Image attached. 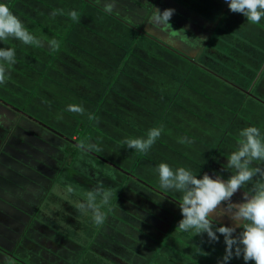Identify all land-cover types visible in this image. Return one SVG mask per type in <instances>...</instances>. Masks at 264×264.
I'll return each instance as SVG.
<instances>
[{
  "label": "crops",
  "instance_id": "crops-1",
  "mask_svg": "<svg viewBox=\"0 0 264 264\" xmlns=\"http://www.w3.org/2000/svg\"><path fill=\"white\" fill-rule=\"evenodd\" d=\"M50 1L0 0V3H6L13 14L21 19L28 31L43 42L42 48H40L43 50L44 46H49V37L47 36L52 35L44 31L36 32L35 29L42 26L45 27L44 24H48L49 18L54 16L52 15L54 11L50 9ZM92 1L95 2V5L90 4L89 9L98 14L87 17L77 12V19L75 20L67 18L65 14H59L56 21L50 18V24L55 25L60 20V27H68L73 39L69 44H66L68 46L66 50L73 49L74 52L76 51L80 55L78 57L73 54L75 59L78 60L81 56L104 55L107 59L114 61V64L117 63L114 59H118L121 60L124 66H129L126 71L119 75L115 73V76L110 75L109 77H89V81L94 84L79 79L78 81H83L87 85L90 95H94L96 101L92 100L91 103L82 101L83 104L80 102L74 103L83 106L85 109L84 117H79L78 119H82L86 124L90 125V129H95L100 134H103L105 139H110L111 143L115 141V143L119 144L117 148H119L118 152L123 155L122 160L117 158V154H103L107 159L113 161L111 163L115 162L129 172L125 177L117 167H114L120 173V179H118L120 185H118L117 190L122 188L121 184L123 182L121 181H123V178H131L138 183L139 191H145L146 193V190L153 191L151 189H158L157 191L161 192L159 182L154 181V175H158L155 169L162 162L167 163L173 170L179 167L189 169L197 177L202 176L207 167L211 169V172L207 174L212 178H216L219 175L221 178L227 179L231 174H234V169L227 167V160L236 149L229 151L227 146L230 145L229 141H238L240 139L235 136V132L239 134L242 130V125H239L242 117L240 116L239 120L236 121L238 118L237 112L233 109L237 95H234L233 92L230 96L224 97L225 83L227 82L223 80L226 79L223 76L230 75V73L221 76L216 71L222 79L221 77L213 76V70L207 67V62L213 61L212 63H214L215 61L211 57L212 54L217 56L219 54L224 55L221 60H227L232 57L231 53L228 52L232 45L229 46V42L225 39L226 32L222 31L224 29L222 27L223 24L226 22L229 24L228 16L226 15L230 10L225 0ZM97 3L102 11L95 9ZM107 3H114L111 13L105 10ZM169 8L175 9L174 15L170 20L171 26L163 27V31L151 28L150 25L153 21L155 10L159 9L162 12ZM233 14L235 13L232 12ZM241 19L242 17L239 13H237L235 18H230V20L235 21L239 25L242 24ZM39 20H42V22ZM84 24L89 25V27L87 28ZM69 26L72 30H70ZM43 27L42 29H44ZM243 27H246L252 36L256 37L259 33L257 26L250 22L244 23ZM142 28L155 30V33L163 35L169 44L178 50L170 48L158 40L157 44L156 41L142 33ZM97 30L99 33H95ZM127 31H129V34ZM96 34L98 38H96ZM244 35L247 37L249 34L246 32ZM126 36L130 42L124 40ZM119 38H122V40H119ZM50 39L53 40V38ZM242 39L246 40L242 36L241 39L239 37L234 38L235 45H233V48L235 49L236 47L237 51H239L237 44ZM87 42L91 44L90 50H85L82 47ZM145 42L153 44L145 45ZM113 43L117 44L115 48L112 47ZM25 46L21 41L14 38L0 41V48H12L16 54L14 64H5L6 77H20L19 75L23 73V67H26V71L28 70L31 74L40 71L42 65L32 61L34 59L31 57H25ZM152 46L158 47L155 49ZM131 47L134 48V53L132 54L129 52ZM147 48H149V53L145 54ZM244 57L249 58L250 56L243 52ZM144 58H151L156 66L165 69L156 77H167L171 92L165 86L154 88L152 82L143 86L140 79L138 85H134V89L129 90V79L132 84L137 77H147L146 73L152 68L148 64L141 65L138 60ZM132 59H134L133 62H131ZM202 59H205L206 63H201ZM262 60H264V57H262ZM86 62L83 61L89 69L93 67V73L97 74L96 65L98 62L93 59L90 62L86 60ZM35 64L40 69H35ZM261 65L264 66V63H261ZM19 66H22L20 70ZM198 75L203 77H195ZM85 76L88 77L87 73ZM180 77H186V80L183 81L181 79L179 81ZM227 78L229 82L233 83H229L233 88L235 87L234 83H238L239 88L235 89L248 96L246 101L258 102V97L261 99L262 95L258 94L262 91V86L257 82L259 77L256 78V82L253 80L254 78L251 79V81L253 80L251 86L240 84L239 81L235 82L230 77ZM263 79V77L260 78V80ZM111 81L115 82L112 84ZM158 83L162 85L164 80L160 79ZM127 90H129L128 94H125ZM146 91L149 92V95H147ZM57 92L59 96L60 91L57 90ZM197 92L201 93L202 96H195L194 94ZM246 92H250L256 97ZM179 94H182L180 101H178ZM126 95L130 96V98ZM218 97L220 101L217 100ZM124 100L127 101L124 102ZM262 100L264 99L262 98ZM223 101L234 103L225 105ZM47 106L50 107L48 104ZM226 116L239 127L238 130H236L235 126L233 131L228 130L229 125L226 123ZM231 116L235 118L231 120ZM56 117L59 118L60 116L56 115ZM209 117L214 122H211ZM29 119L28 112L24 108L15 110L12 106L4 104L0 100V238L3 240L0 246L13 255V257L6 258L8 263L12 260L16 264L85 263L87 258L91 256V252H87L88 248H85V251L83 250V247H81L83 243H79L78 247L71 251H66L63 247L70 240H78L76 234L74 236H66L64 229L62 230L63 225L67 221H71V225H76L74 219L69 220L67 218L69 210H74L69 209L71 205L67 206L65 201L62 198L58 199V197H56L58 201L56 200L55 204L52 205L55 210H51L49 206L54 201L48 199V197L50 194L59 192L57 188L60 182L61 188H64L63 183L66 184L65 179H68L66 175L67 168H72L79 172L76 169L77 166L82 167L83 164H88L91 169L89 172L96 174L94 168L97 165L95 163L94 167V163L91 160L82 159L81 153H76V151L69 149L68 145L69 143L72 144L71 142L63 138H61V141L59 137L53 135L44 137L41 129L31 122L32 119ZM224 121L226 125L222 124ZM153 122H155L154 128H162L163 131L151 148L146 153H139L135 149L128 148L125 140L127 138H146ZM56 123L60 124V126L57 125L63 130L71 126V121L69 120L67 125H64L61 121ZM46 124L49 123L46 122ZM80 125L83 126V124ZM80 125L79 128L82 131L83 127ZM57 130L59 129L57 128ZM107 132L112 136L108 135ZM77 133L69 132V135H62L90 148L100 146L97 141L90 142L94 138L98 140L99 136H86V130L80 134ZM81 134L82 136H80ZM182 138L187 142L182 143ZM74 145L80 147L79 145ZM105 149L107 151V148ZM70 158H73L74 164L67 166V163L71 161L69 160ZM136 170L138 179H143L147 186L138 182L139 180H135L134 177L136 175H134V172ZM248 186H250V183ZM86 187L90 191L97 188L91 181L90 185ZM108 190L110 189L108 188ZM241 190L236 193L237 196L234 194L235 197H232V202L242 201L246 191L243 188ZM111 191L113 192V190ZM165 191L168 195L179 196L178 192ZM247 193L251 195V190H248ZM58 195H62V192H59ZM63 198L68 197L64 196ZM169 199L171 200V198ZM169 206L177 212H175L177 214L176 220H168V227L164 229L163 234L156 230V226V234L151 236L152 239L146 238L149 243L150 241L154 243L164 241L165 244L162 249L161 245L159 250L149 246H139L140 252L137 251V248L133 250L128 247L127 249V244H125L126 237L123 235L124 231L121 230L117 245L121 250V256H119H123L124 259L120 263V257H114L111 263L150 264L149 254L151 252H165V250L171 252L169 250L171 246L176 248L178 245L189 246L186 238L190 235L196 241L201 239L202 244L206 246H209V243L213 246L214 252H208L213 256L210 258V264H217L225 254L224 238L219 244L218 242H210L208 238L203 239L202 235L195 234L194 230L181 231L177 227L178 222L182 219L180 209H177V204L172 203V200ZM67 208L68 210H66ZM54 214L56 216L59 215L62 222L59 230L55 229L54 221H51V217ZM144 215L149 218L147 214ZM217 218L234 226L228 216ZM124 226L119 225L122 229H124ZM213 227L215 228L216 226L213 225ZM205 235L207 236V234ZM133 241L136 242L134 239ZM96 244L98 242L93 245L94 248L98 246ZM124 249L127 250L129 255H122ZM206 251L205 254H208ZM159 256L161 257L162 255L159 254ZM173 257L176 260H173ZM165 258L172 264L178 263V255L176 254L167 253ZM13 261L12 264H14ZM228 264H245V262L242 257L237 258L234 256ZM248 264H253V262H248Z\"/></svg>",
  "mask_w": 264,
  "mask_h": 264
},
{
  "label": "rangeland",
  "instance_id": "rangeland-1",
  "mask_svg": "<svg viewBox=\"0 0 264 264\" xmlns=\"http://www.w3.org/2000/svg\"><path fill=\"white\" fill-rule=\"evenodd\" d=\"M98 3L96 4V7L95 6L94 7L96 10L100 11L101 8L98 5ZM90 4L95 5V2H93L92 0H88V1L87 0H81V1L80 0H51L50 9L54 11L52 15L53 14L55 15L50 18H53V21H56L59 14H65L67 18L72 19V17L69 15L71 11H75L76 13L79 12L81 15H86L87 17H89V15L98 14L97 12H94L93 10L89 9ZM236 15L237 13L232 15L231 11L228 12L226 16H228L229 24L226 22L222 26L224 28L222 31L226 32L225 39L227 40V42H229V46L232 45L230 49L228 50V52L231 53L232 57L227 60H221L224 58V55L219 54V56H217V55L212 54L211 57L214 58L215 61L214 63H212L213 61L207 62L208 64L207 67L213 70L212 71L214 72L213 76L215 77H221L223 74L230 73V75L223 76L226 79H223L222 77L221 78L225 82L228 83V84L225 83L226 88L224 91L225 93L224 97L230 96V94L233 92H234V95L236 94L238 97V98L237 97L235 98L234 102L236 101V103L233 106V109H235L237 112L238 118L236 119V121L239 120V117L241 116L242 120L239 121V125H242L241 129H244V127H249L250 125L257 127L260 130L262 137H264V100H262V98L264 99V82H262L264 81V79L260 80L261 77L264 78V70H263L264 66L261 65V63H264V60H262V57H264V18L261 19L259 24H255L259 32L258 35L255 37L251 35L250 31L246 29V27H243L244 23L248 21L246 17H244L242 14H240L242 17L241 25L235 23V21L230 20V18L232 17L235 18ZM50 18L48 20V24H44L45 27L42 26L44 29H42V27L36 28L35 31L36 32L44 31L48 34H51L52 36H47L49 37L48 40L51 41L50 38H53L56 40L58 39L57 46L55 47V49H52L46 45L43 47L44 49L41 50L40 49L42 48L41 46L37 47L35 45H26L24 47L25 49L24 52L26 53L25 57H31L32 59H34L32 61H36L39 65H42V67H40L41 68L40 69L38 68V65L35 64L36 65L35 69L38 68L40 69V71L34 74H31L30 72H28V70L26 71V67H23V73L19 75L20 77H6L5 83L3 85H0V100L4 104H8L9 106H12L15 110H21V108H24L28 112V116L30 118L29 120L32 119L31 122H33L34 125H36L37 127L41 129V133H43L44 137H51L50 135H53V136L59 137L60 139L63 138L55 134L53 130L65 136L66 134L69 135V132H72V133L78 132L77 134H80L81 132L85 130H86V133H85L86 136H94V137L99 136L98 140L94 138L90 140V142L97 141L99 142L101 147L94 146L95 145L94 144L93 145L94 147L90 148L89 146H85L82 144L80 145L77 142L76 143L80 147H76L75 145L73 146V143L72 144L69 143L68 145L69 149L76 151V153L77 152L81 153L82 159L84 158L85 160H91L94 163V167L96 163V165L98 166L94 168V172L96 174H94L93 172L92 173L89 172V170L91 169L88 164L87 165L83 164L82 167L77 166L76 169L79 172H76L72 168H67L66 175L68 176V179H65L66 184L63 183L64 188H61V182H60V185H58V188H57V191L62 192V195H58L59 194L58 192L56 194H50V196L48 197V199H52L54 201L49 206L51 207V210H55V208L52 207V205L55 204L57 200L56 197H58V199L62 198L67 204V206L71 205L69 209H75L74 215L70 214L72 211L69 210L67 218L69 220L74 219L76 225H71V221H67L65 222L66 224L63 225L62 230L64 229V232H65L64 234L66 236H74L76 234L78 240L77 241L70 240L69 242H67L66 246L63 245V247L65 248L66 251H71L77 248L78 247L77 245H79V243H83L82 246L80 245L81 247H83V250L85 251V248H88L87 252L90 251L91 256L95 258H92L91 256H89L87 258V261L81 264H112L111 261L114 257L117 258L121 256V250L119 249V246L117 244L119 243L118 242L119 233L124 231L123 235L126 237L125 244H127L133 250L137 248V251L140 252L141 249L140 248L138 249V247L139 246L145 247L146 245L156 250L157 249L159 250L160 249L159 246L161 245L162 246L161 249H162L165 244L164 241H162L161 243H157V242L154 243L150 241L149 243L147 239L151 238V236L156 234L155 232L156 230L160 232V234H162V231L159 228L155 230L154 227L158 226V227H162L163 229H165L166 227H168L169 223L157 222L155 224L151 223V226H154V227H150L149 224L144 226L145 224L142 220L136 219L133 216L128 215L126 213V209L130 207H135L136 209H139L137 211L136 209L134 210L132 208L134 212H136L140 217H142L144 220L147 221L146 217L143 214H148L151 217H154L153 214L155 215L154 212L157 211L158 209L151 211L152 209L150 208V206L151 204H155V205L157 204L156 206L160 205V207H164L160 211V213H163L162 216L165 220H170V219L176 220L177 212L171 206L168 207L171 200L169 198H166V196L170 197L173 195L170 194L169 196L167 192L165 191V189H163L161 186H160L161 192L160 191L154 192V191L146 190L147 192L145 193V191H139L140 188L138 187V183L136 181H133L131 178H127V179L123 178V181H121L123 182V184H121L122 188L117 190L118 185H120L118 182V179H120L119 178L120 173L114 167H117V166L120 167L121 165L117 163H112V165L114 166L113 167L111 165L106 164V161L103 158H105L106 160H109V159H107L103 154L105 155L106 153L110 155L117 154V158L122 160L123 155L120 152H118L119 148H117L119 144L115 143V141L111 143L110 139L108 138L105 139V136L103 134H100L95 129H90L91 128L90 125L86 124L82 119H78L79 117H84V114L80 115L78 113L68 111V105L74 104L75 102L82 103V101H84V102L91 103L92 100L96 101V97L94 95H92L93 97L90 95V92L87 89V85H85L83 81L88 82L90 80L89 77H109L110 75L115 76V73L119 75L123 73L124 71H126L129 66L128 67L124 66L121 60H118V59H114L117 62L116 64H114V61L112 62L111 60L107 59L106 56L104 55L103 56L91 55V56H85V57L81 56V58H79L78 60L75 59L73 54H76L78 57H80V55L77 54L76 51L74 52L73 49L69 51L66 50V48H68L66 44H69L70 41H72L73 39L69 32L68 27H64V26L60 27V23H59L60 20L55 25L50 24ZM39 21L42 22V20H39ZM84 25H86L87 28L89 27V25L87 24H84ZM70 30H72L71 27H70ZM141 31L145 36L156 41L158 44L157 39H155L154 37L146 33L143 28L141 29ZM127 32L129 34V31ZM246 32L247 34H249L247 37H245L244 35L246 34ZM95 33H99L98 30ZM229 35H230V38H229ZM241 36L242 38H245L246 40L242 39L241 42L237 44L239 48L238 49L239 51H237L236 47L235 49L233 48V45H235L234 38L239 37L241 39ZM96 38H98L97 34H96ZM119 40H122V38H119ZM124 40H127L128 42H130V40L127 39V36ZM215 41H216V38H215ZM148 44H153V43L145 42V45H148ZM115 46H117V44L113 43L112 47L115 48ZM256 46H262V47H256ZM82 47L85 50H90L91 44L90 42L89 44L87 42V44L82 45ZM152 47L156 49L158 46H152ZM249 47H252V48L249 49ZM146 50L147 52L145 54L149 53V48H147ZM133 51H134V48L131 47V50L129 52L132 54L134 53ZM243 52H246L250 56L249 57L250 59L245 58V57L243 58ZM91 59L96 60L98 62V64L96 65L97 74L93 73V67L89 69V67L83 63V61L86 62V60L90 62ZM133 61L134 59L131 60V62ZM138 61L141 63V65L148 64L152 68L149 70L148 73L144 71V73L147 74V75L145 74L147 77H137V79L134 80L132 84L128 77L129 79L128 87L130 91L134 89V85H138V82L140 79L143 86H146V84H149L150 82H152L154 84V88H160L161 86H165V88L168 89L169 92H171L170 87L168 86L167 77H156L161 72H163L165 69H162L156 66V64H154L151 58H148V59L144 58ZM201 63H206L205 59H202ZM19 67H20L19 68L20 70L22 66H19ZM194 68L197 69L196 67ZM216 71H218L221 76L218 75ZM86 73L88 77L85 76ZM195 77H203V76L198 75ZM227 77H230L235 82L239 81L240 84H243V85L245 84L247 86H251L253 80H255L256 82L257 81L256 78L259 77L257 82H259L260 86H262V91L259 92L258 94L262 95L261 99L258 97V102L257 101L250 102V100L246 101V98H248V96H246L244 93L243 94L240 93L239 92L240 90L238 91L235 89V88L237 89L239 88L238 83H234L235 87L233 88L231 85H229V83L231 84L233 83L229 82L227 80L228 79ZM79 79H82L83 81H78ZM160 79L164 80V83L162 85L158 83ZM181 79L185 81L186 77H180L179 81H181ZM251 79L253 80L251 81ZM114 82L115 81H111L112 84ZM57 90L60 91L59 96H58ZM129 90H127L125 94H128L127 92ZM146 93L147 95H149L148 91H146ZM246 93L251 94V96L256 97V95H253L250 92H246ZM194 95L202 96V94L199 92H197ZM126 96L130 98V96L128 95ZM181 97H182V94H179L178 101L181 100ZM220 97H223V96H220ZM217 100L220 101V98L218 97ZM126 101L127 100H124V102ZM234 102L227 103V101H225L224 104L232 105V103ZM47 104L50 107H48ZM56 115H59L60 117L57 118ZM225 118H227L226 123L229 125L228 130L233 131L235 127H236V130H238L239 127H237V125L234 122L230 121V119L227 116ZM234 118H235L234 116H231V120H233ZM68 120L71 121V126L70 127L68 126L69 127L68 129L64 128L65 130L58 127V125L60 126V124L56 123L57 121H61L64 123V125L65 124L67 125ZM242 121H243V124H242ZM46 122L49 124H46ZM211 122H214V120L211 119ZM80 124H83V126H81ZM222 124H225V121ZM79 125L83 127L82 131L79 128ZM154 127H155V122L151 124V129ZM57 128L60 131L57 130ZM107 134L110 135V133L108 132ZM80 136H82V134ZM229 136H232V135H229ZM235 136L239 137V134L235 132ZM238 141H235V140L229 141L230 145L227 146V149L229 151L236 149ZM105 148H107V151H105L106 150ZM98 156L103 157L102 158L103 160L98 158ZM69 160L71 161L67 163V166L74 164L73 158H70ZM252 166L253 167H257V166L264 167V162L254 161ZM208 172L209 173L211 172V169L209 167L206 168L205 173H208ZM134 175L138 176L137 170L136 172H134ZM140 176H141V173H140ZM136 179L137 177H135V180ZM256 179H258V177ZM67 180L70 182H68ZM90 181L91 183H93L94 186L103 187L105 190H108V188L110 190H113L112 192L113 194L109 201V204L105 207H102L101 211L103 215H105L107 211L106 209H110L111 208L110 206L112 204V208L116 210L115 212H117L118 216L111 217L108 225H105V222H103L102 224H99L100 229H99V225L93 222L92 213L90 211L81 210L79 208L80 203L86 202L85 194L89 192V191H86V189H88L86 186L90 185ZM154 181L157 183L159 182L158 175H154ZM69 185L72 186V188L74 189L72 192H68ZM251 187H252V183H250V186L248 185L244 186L243 189L246 192H248V190H251ZM157 190L158 189H156V191ZM64 196H67L68 198H63ZM235 196L237 195L235 194ZM127 200H130V201L133 200V203L131 205L129 203H125L124 201H127ZM175 200H178V203H181L182 194L179 193V196L178 197L176 196ZM172 203H175V202L172 201ZM221 208H223V205H221ZM66 210H68V208ZM75 216L79 219V221L76 220ZM118 217L123 222V223H120V225L121 226L125 225L123 227L124 229H122V227L120 228L119 225L116 224L118 222L117 220H119ZM213 217L217 218L215 215H213ZM51 221H54L55 229L59 230L61 227V223H62L59 215L58 216H56V214L52 215ZM217 221L220 224H223L225 226H229V227L232 226L226 223V221H223L221 219H218ZM137 226L140 227L139 229L144 231L145 233L141 231H136L135 229H137L136 228ZM217 235L219 236L218 243L220 244V242L223 241L222 238L224 237L220 235L219 233ZM193 236L196 237L195 235ZM121 238L124 239L123 237ZM132 238L140 239L141 244H139L138 242H134ZM202 238L206 239L208 237L205 234H203ZM85 239H88L87 242H85ZM186 241H187V244H189V246L178 245L177 248L171 246V248H169L171 252H168L167 250H165V252H158V251H156V253L151 252V254H149L150 264H172L168 262L165 258L167 253L172 254V255H175V254L178 255L177 264H210V258H212L213 256L209 254L208 252L209 251L214 252L213 246H211L210 243H209V246H206L205 244H202L201 239L196 241L190 235L188 236V238H186ZM1 242H3V240L0 238V243ZM96 242H98V244H96L98 246L94 248L93 245ZM223 244L225 245L224 242ZM206 249H208V251H206ZM215 249H218V248H215ZM205 251L208 254H205ZM124 254H126L125 256L129 255L126 249L123 250L122 255ZM159 254L162 256L160 257ZM89 260H92V261L89 262ZM173 260H176V258L173 257ZM12 261H10L8 264H12ZM122 262L123 260H120V263ZM13 263L16 264L14 261ZM126 263L127 262H125V264Z\"/></svg>",
  "mask_w": 264,
  "mask_h": 264
},
{
  "label": "clouds",
  "instance_id": "clouds-1",
  "mask_svg": "<svg viewBox=\"0 0 264 264\" xmlns=\"http://www.w3.org/2000/svg\"><path fill=\"white\" fill-rule=\"evenodd\" d=\"M225 2L231 12L242 14L252 24H259L264 18V0H225ZM113 8L114 3L105 5V10L109 13ZM174 12L175 9L171 8L162 12L156 9L153 22L159 27L169 26ZM69 15L72 19H77L75 11H71ZM9 38L37 47L42 46L43 43L28 31L6 3H0V41ZM48 44L50 48L55 49L57 41L53 39ZM15 55V50L12 48H0V85L6 81L5 64H14ZM68 111L80 115L85 113L84 107L76 104L68 105ZM162 131V128H152L149 129L146 138H127L125 143L130 149L146 153L161 136ZM239 137L236 150L227 160V167L235 171L227 179L219 175L212 178L207 173L197 177L189 169L179 167L173 170L163 162L155 171L163 189L182 194V202L179 203L180 205L177 203L182 216L177 227L181 231L194 230L197 235L207 234L210 242L219 241L217 233L224 237L225 254L217 264H228L234 256L242 257L245 264L248 262L264 264V167L252 166L254 161L264 162V137L254 126L242 129ZM181 142L187 141L182 138ZM257 177L258 179L254 181ZM249 183H252L251 195L244 192L241 202H232L234 194ZM73 190L69 185L68 192ZM112 194L111 190L97 187L85 194L86 202L80 203L79 208L90 211L93 222L102 224L104 215L101 208L109 204ZM213 215L228 216L234 226H216L210 219ZM213 225L216 227L214 228ZM237 228L240 229L239 232Z\"/></svg>",
  "mask_w": 264,
  "mask_h": 264
},
{
  "label": "trees",
  "instance_id": "trees-1",
  "mask_svg": "<svg viewBox=\"0 0 264 264\" xmlns=\"http://www.w3.org/2000/svg\"><path fill=\"white\" fill-rule=\"evenodd\" d=\"M111 162H113V161H110L109 160V162L107 163L106 162V164H108V165H111V166H113L112 165V163ZM115 163V162H114ZM114 167V166H113ZM119 169V168H118ZM125 170V169H124ZM120 172H122V174H124V175H126V174H128V173H126L125 171H123V170H120ZM151 190H153L154 192H158V191H156L155 189H151ZM86 191H90V189L88 188V189H86ZM162 195H164V194H162ZM166 198H168V197H166ZM123 201V200H122ZM125 203H129L130 205L133 203V200L132 201H130V200H127V201H124ZM110 204H111V202H110ZM177 204V203H176ZM157 205V204H156ZM155 204H151V206H150V208L152 209L151 211H154V210H156V209H158L157 211H155L154 213H155V215L153 214V216L154 217H151L150 215H148L149 216V218H147L144 214V216L147 218V221L146 220H144L142 217H140L136 212H134V210L136 209L135 207H130V208H128V209H126V213L128 214V215H130V216H133L134 218H136V219H139V220H142L143 222H144V226H146V225H150V227H154V226H151V223H153V224H155V223H157V222H160V223H166V222H169L168 220H165L164 218H163V216H162V214L163 213H160V211L164 208V207H160V206H156ZM111 208L110 209H106L107 211H106V214L104 215V216H106V217H104V222H105V225H108L109 224V220L111 219V217H117L118 215H117V212H115L116 210L115 209H113L112 208V204H111V206H110ZM134 210H133V209ZM179 208V205L177 204V209ZM74 211H72L70 214H73L74 215V212H75V209H73ZM137 211L139 210V209H136ZM70 216V215H69ZM72 216V215H71ZM75 218H76V220H78L79 221V219L75 216ZM118 219L119 220H117L118 222L116 223L117 225H120V223H123L122 221H121V219L118 217ZM150 222V223H149ZM152 224V225H153ZM104 225V226H105ZM98 226V225H97ZM107 227V226H106ZM137 229H135L136 231H141V232H143V233H145L144 231H142V230H140L139 228L140 227H136ZM157 228H159L161 231H162V234L164 233V229H162V227H158L157 226ZM99 229H100V225H99ZM105 229V228H104ZM154 229H156V227H154ZM106 233V232H105ZM87 240L88 239H85V242H87ZM134 240L136 241V242H138L139 244H141V240L140 239H135L134 238ZM147 246V245H146ZM126 247L128 248L129 246L128 245H126ZM120 259L121 260H123L124 258H123V256L122 257H120Z\"/></svg>",
  "mask_w": 264,
  "mask_h": 264
},
{
  "label": "water",
  "instance_id": "water-1",
  "mask_svg": "<svg viewBox=\"0 0 264 264\" xmlns=\"http://www.w3.org/2000/svg\"><path fill=\"white\" fill-rule=\"evenodd\" d=\"M151 23V22H150ZM150 27L151 28H153V29H155V30H162L163 31V27H159V26H157L153 21H152V23H151V25H150ZM158 28V29H157ZM144 29V31L146 32V33H148L150 36H152V37H154L155 39H157L159 42H161L162 44H164V45H166V46H168V47H170V48H173V49H177L176 47H174V46H172L171 44H169V42L164 38V36L163 35H160L159 33H155L154 31L155 30H149V29H147V28H143ZM178 50V49H177ZM53 130V129H52ZM54 131V133L55 134H57L58 136H60V137H63V139H65V140H67L68 142H71V143H73V144H76V145H78L75 141H73L72 139H70V138H67V137H65V136H63L61 133H59V132H57V131H55V130H53ZM97 157V156H96ZM98 158H100V159H102L103 157H100V156H98ZM107 163L109 162L108 160H106L105 158H103ZM102 159V160H103ZM116 166V165H115ZM118 167V166H117ZM119 168V170H123V171H125V172H127V173H129L128 171H126V170H124L122 167H118ZM137 177V176H136ZM138 178V177H137ZM139 180V182L141 183V184H143L144 186H147L146 184L147 183H145V181L143 180V179H137V181ZM241 190V189H240ZM241 192H243L242 190H241ZM241 192H239V193H241ZM170 196V195H169ZM171 197V200L172 201H174L175 203H178V200H175L176 199V197H172V196H170ZM169 197V198H170ZM179 204V203H178ZM210 219H212V223L213 224H215L216 226H225V225H223V224H220L217 220V218H215V217H213V218H211L210 217ZM240 231V229H237V232H239Z\"/></svg>",
  "mask_w": 264,
  "mask_h": 264
},
{
  "label": "flooded vegetation",
  "instance_id": "flooded-vegetation-1",
  "mask_svg": "<svg viewBox=\"0 0 264 264\" xmlns=\"http://www.w3.org/2000/svg\"><path fill=\"white\" fill-rule=\"evenodd\" d=\"M6 256V257H5ZM13 257L12 254L9 252L5 251L1 246H0V264H8V260L6 258L8 257Z\"/></svg>",
  "mask_w": 264,
  "mask_h": 264
}]
</instances>
